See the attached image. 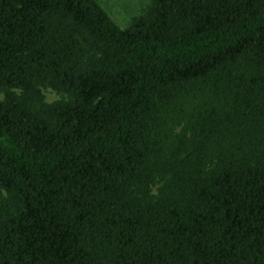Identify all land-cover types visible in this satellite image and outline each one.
I'll use <instances>...</instances> for the list:
<instances>
[{
    "label": "trees",
    "instance_id": "obj_1",
    "mask_svg": "<svg viewBox=\"0 0 264 264\" xmlns=\"http://www.w3.org/2000/svg\"><path fill=\"white\" fill-rule=\"evenodd\" d=\"M0 93V264H264V0H0Z\"/></svg>",
    "mask_w": 264,
    "mask_h": 264
},
{
    "label": "rangeland",
    "instance_id": "obj_2",
    "mask_svg": "<svg viewBox=\"0 0 264 264\" xmlns=\"http://www.w3.org/2000/svg\"><path fill=\"white\" fill-rule=\"evenodd\" d=\"M111 18L123 29H128L135 19L143 16L154 0H97ZM48 103L61 100L52 90H45ZM0 98H4L0 93Z\"/></svg>",
    "mask_w": 264,
    "mask_h": 264
}]
</instances>
